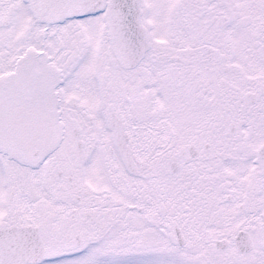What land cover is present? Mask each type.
Returning a JSON list of instances; mask_svg holds the SVG:
<instances>
[{"label": "snow or ice", "instance_id": "6c2138e0", "mask_svg": "<svg viewBox=\"0 0 264 264\" xmlns=\"http://www.w3.org/2000/svg\"><path fill=\"white\" fill-rule=\"evenodd\" d=\"M0 264H264V0H0Z\"/></svg>", "mask_w": 264, "mask_h": 264}]
</instances>
